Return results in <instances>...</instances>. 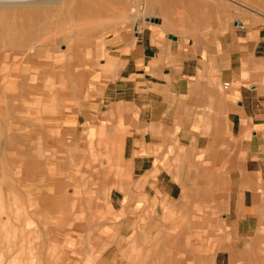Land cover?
<instances>
[{
    "label": "crops",
    "instance_id": "1",
    "mask_svg": "<svg viewBox=\"0 0 264 264\" xmlns=\"http://www.w3.org/2000/svg\"><path fill=\"white\" fill-rule=\"evenodd\" d=\"M148 1L88 82L0 61V188L16 174L29 213L76 201L73 231L140 264H264V0Z\"/></svg>",
    "mask_w": 264,
    "mask_h": 264
},
{
    "label": "rangeland",
    "instance_id": "2",
    "mask_svg": "<svg viewBox=\"0 0 264 264\" xmlns=\"http://www.w3.org/2000/svg\"><path fill=\"white\" fill-rule=\"evenodd\" d=\"M1 1L16 4L29 0ZM56 1L61 4L0 7L4 13L13 12L12 17L0 18V61L3 64L20 63L16 61L31 52H42L41 60L49 64L46 66L48 75L63 73L67 69L63 61L68 66L77 62L79 65L75 68L85 73V82H88L91 65L102 67L101 59L105 58L101 54L102 45L109 44L113 36L131 32L135 21L144 22L146 16L154 15L153 8L147 6L148 0H102L92 16L78 15L77 0ZM108 3L114 6L107 7ZM28 10L36 11L37 16L26 19L16 15L18 11ZM107 10L113 11V20H106ZM59 54H65V59L53 65L52 58ZM2 63L0 70L11 69ZM22 79L17 81L21 83ZM0 91L6 94L4 86H0ZM10 176L11 179H1L0 264H140L144 250L137 248L133 239L109 240L102 234L73 231L75 224H90V218L83 211H75L74 200L66 208L27 212L25 184L16 174ZM112 244L114 248L107 247Z\"/></svg>",
    "mask_w": 264,
    "mask_h": 264
},
{
    "label": "bare ground",
    "instance_id": "3",
    "mask_svg": "<svg viewBox=\"0 0 264 264\" xmlns=\"http://www.w3.org/2000/svg\"><path fill=\"white\" fill-rule=\"evenodd\" d=\"M101 1L102 0H77L78 5L76 7H78V8L76 10H77L78 15L82 16L84 14V15H87V16H92L93 14H95L97 6H100L99 4H100ZM112 1H114V0H112ZM60 4H61V2L60 1H56V0H29L26 3H16V4L15 3L11 4V3H7V2L3 3L0 0V7H3V6H14V7L15 6H41V5H60ZM3 15H6V17H12L13 16V12L9 11V12H5L4 13V12L0 11V18ZM16 15H20L19 18L20 17H23V18L25 17L27 19L28 17H31V19H32V18H35L37 16V12L33 11V10H30V11L28 10V11H26L24 13H20L18 11V13H16ZM108 15H110V14H108ZM17 29L18 30L20 29V31H21L22 28L19 27Z\"/></svg>",
    "mask_w": 264,
    "mask_h": 264
},
{
    "label": "built area",
    "instance_id": "4",
    "mask_svg": "<svg viewBox=\"0 0 264 264\" xmlns=\"http://www.w3.org/2000/svg\"><path fill=\"white\" fill-rule=\"evenodd\" d=\"M226 86L228 85V83L225 84Z\"/></svg>",
    "mask_w": 264,
    "mask_h": 264
}]
</instances>
